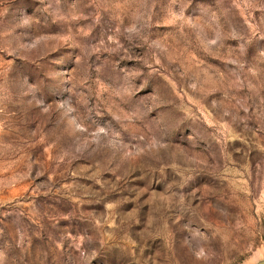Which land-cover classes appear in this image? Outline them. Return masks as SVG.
<instances>
[{
    "label": "rangeland",
    "instance_id": "1",
    "mask_svg": "<svg viewBox=\"0 0 264 264\" xmlns=\"http://www.w3.org/2000/svg\"><path fill=\"white\" fill-rule=\"evenodd\" d=\"M0 264H264V0H0Z\"/></svg>",
    "mask_w": 264,
    "mask_h": 264
}]
</instances>
